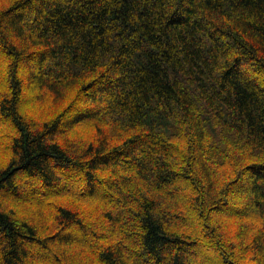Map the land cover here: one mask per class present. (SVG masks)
Masks as SVG:
<instances>
[{
	"label": "trees",
	"instance_id": "16d2710c",
	"mask_svg": "<svg viewBox=\"0 0 264 264\" xmlns=\"http://www.w3.org/2000/svg\"><path fill=\"white\" fill-rule=\"evenodd\" d=\"M0 264H264V0H0Z\"/></svg>",
	"mask_w": 264,
	"mask_h": 264
}]
</instances>
